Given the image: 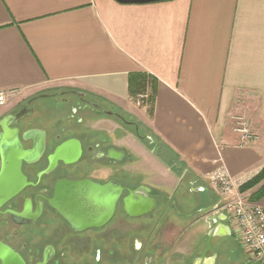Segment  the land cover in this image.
<instances>
[{
    "label": "crops",
    "instance_id": "0c3cea01",
    "mask_svg": "<svg viewBox=\"0 0 264 264\" xmlns=\"http://www.w3.org/2000/svg\"><path fill=\"white\" fill-rule=\"evenodd\" d=\"M133 75L147 77L138 98ZM51 91L77 92L133 123L124 129L100 116L87 120L84 138H111L102 146L119 159V183L150 189L154 211L169 209L190 180L197 193L216 195L207 215H220L213 211L224 196L210 176L225 170L236 192L264 169V0H0V93L8 97L0 117ZM237 118L250 121L255 144L244 145ZM257 204L264 208V198ZM167 219L162 232L151 222L149 238L156 260L175 264L200 247L209 225L205 215L194 226Z\"/></svg>",
    "mask_w": 264,
    "mask_h": 264
},
{
    "label": "flooded vegetation",
    "instance_id": "af4514ba",
    "mask_svg": "<svg viewBox=\"0 0 264 264\" xmlns=\"http://www.w3.org/2000/svg\"><path fill=\"white\" fill-rule=\"evenodd\" d=\"M49 98L59 101L55 105L42 102ZM9 116L24 117L12 126L20 130L21 139L29 131L46 133V151L35 163H23L22 173L29 185L0 209V264H161L153 255L154 246L149 238V219L155 211L131 217L120 201L106 225L82 230V181L91 180L102 186L119 183L118 161L108 156L111 151L113 157L114 150L102 146L111 144V138L104 139L102 144L88 145L84 138L89 132L87 120L95 122L94 119L106 116L118 121L124 129L133 127L132 123L77 92L30 96L2 115L0 123ZM72 140L81 144L79 157L72 163H55L56 150ZM22 144L26 151L33 148L32 143ZM100 173L105 178H100ZM64 183L80 185L78 213L69 210L67 196L63 202L56 197L57 187ZM125 188L136 191L140 187ZM128 195L125 191L122 199ZM61 206L64 215L58 209ZM93 214L95 218L99 216L98 212ZM167 220L161 212L154 225L161 228ZM135 223L139 227H134ZM208 244L207 233L200 246L204 251L198 264H213Z\"/></svg>",
    "mask_w": 264,
    "mask_h": 264
},
{
    "label": "water",
    "instance_id": "95a60500",
    "mask_svg": "<svg viewBox=\"0 0 264 264\" xmlns=\"http://www.w3.org/2000/svg\"><path fill=\"white\" fill-rule=\"evenodd\" d=\"M120 4H148L167 0H116ZM24 117H7L1 123L2 133L0 134V209L3 205L18 196L28 185L26 177L22 173L23 163L33 164L40 160L46 151V133L29 131L20 138V130L12 128ZM23 142L32 143V149L24 150ZM83 149V145H82ZM81 153L79 141L72 140L60 146L54 156V162L59 161L72 163ZM115 153V152H114ZM109 158L119 160L117 157ZM68 157L74 160H67ZM52 162V161H51ZM79 187L74 183H64L57 187L56 197L63 202L67 196L69 199V210L78 213L79 208ZM127 191L129 195L122 199ZM78 193V194H77ZM122 201L123 209L131 217H142L152 213L157 207V201L151 196V190L140 187L136 191L127 190L121 183L102 186L91 180L82 181V230L103 227L116 212L117 206ZM64 215V207L58 208ZM94 212L99 216L95 218ZM86 214V215H84ZM90 214V215H89ZM92 214V215H91ZM206 224L209 225V238H222L232 234L227 216L221 213L217 216L205 214Z\"/></svg>",
    "mask_w": 264,
    "mask_h": 264
},
{
    "label": "built area",
    "instance_id": "2783aa9c",
    "mask_svg": "<svg viewBox=\"0 0 264 264\" xmlns=\"http://www.w3.org/2000/svg\"><path fill=\"white\" fill-rule=\"evenodd\" d=\"M8 97L0 93V106L6 105ZM235 131L242 136L244 145H253L258 141V134L246 118L235 119ZM219 193L224 196L221 207L213 214L224 213L227 216L232 233L240 240L252 261L264 264V208L251 200V194L234 192V182L225 170L212 174L209 178Z\"/></svg>",
    "mask_w": 264,
    "mask_h": 264
},
{
    "label": "rangeland",
    "instance_id": "374dc122",
    "mask_svg": "<svg viewBox=\"0 0 264 264\" xmlns=\"http://www.w3.org/2000/svg\"><path fill=\"white\" fill-rule=\"evenodd\" d=\"M67 93L69 91H51L48 93ZM45 102L47 104L55 105L59 101L57 98L52 99H45L42 100V102ZM8 103V102H7ZM6 103V104H7ZM41 102H38V104ZM142 133V132H141ZM144 136V133L141 134ZM192 182L190 180H186L181 188L180 191H176L173 196H171L172 202L171 207L169 209H166L164 214L165 216H173L178 215L184 218V220L188 221L187 226L189 225H195L197 222V219H199L201 216H204L205 214L209 213L213 210V205L216 203L218 198L216 195H211L210 193H197L195 191V188L192 186ZM248 194H251V192H246ZM183 194V195H182ZM185 204L184 206L180 207L178 206V203ZM187 204V205H186ZM160 212L156 210L150 217L149 220L154 221L156 217L158 216ZM168 225L169 220L166 221ZM153 223V222H152ZM139 223H135L134 227H139ZM206 226L205 223L202 222L201 227ZM165 225H163L161 228L158 226L156 227V230L159 231L161 229V232L164 230ZM205 228V227H204ZM202 228V231L204 235L206 236V228ZM195 229V228H194ZM205 230V231H204ZM156 232V239H158ZM202 243V242H201ZM200 243V246H201ZM208 250H209V256L212 257V263L213 264H257L252 261L251 256L246 252L245 248L242 246L239 238L232 233L231 235L222 237V238H209V244H208ZM203 248L199 247L197 249H194L192 253H187L188 255L185 256H179L174 258L175 264H198L200 261V256L203 254ZM161 251H157V254H160ZM198 258V259H197ZM173 261V260H172Z\"/></svg>",
    "mask_w": 264,
    "mask_h": 264
},
{
    "label": "trees",
    "instance_id": "16d2710c",
    "mask_svg": "<svg viewBox=\"0 0 264 264\" xmlns=\"http://www.w3.org/2000/svg\"><path fill=\"white\" fill-rule=\"evenodd\" d=\"M147 84V77L144 75H133L130 79V93L132 97L138 98L139 96L145 95V88ZM155 94V93H154ZM154 95H151L148 97L147 104L150 107V110H152V106L154 103ZM128 122L132 123L130 120L124 117ZM133 124V123H132ZM135 134L140 140H145V138L141 135V132L139 129H134ZM255 190V191H254ZM239 191L241 193L246 192H252L251 194V200L253 202H259L264 198V169L256 175L254 178H252L250 181L246 182L242 186H240Z\"/></svg>",
    "mask_w": 264,
    "mask_h": 264
}]
</instances>
